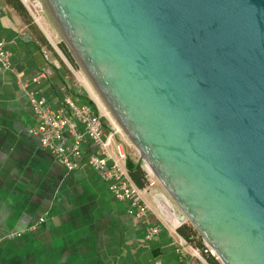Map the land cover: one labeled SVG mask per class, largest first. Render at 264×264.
Masks as SVG:
<instances>
[{
	"label": "water",
	"instance_id": "obj_1",
	"mask_svg": "<svg viewBox=\"0 0 264 264\" xmlns=\"http://www.w3.org/2000/svg\"><path fill=\"white\" fill-rule=\"evenodd\" d=\"M219 264H264V0H46Z\"/></svg>",
	"mask_w": 264,
	"mask_h": 264
},
{
	"label": "crops",
	"instance_id": "obj_2",
	"mask_svg": "<svg viewBox=\"0 0 264 264\" xmlns=\"http://www.w3.org/2000/svg\"><path fill=\"white\" fill-rule=\"evenodd\" d=\"M39 35L23 0H0V40L7 42L14 65L0 67V264H153L157 259L219 264L190 222L172 229L161 197L181 212L162 184L142 192L148 211L138 215L132 200L115 197L91 165L68 170L43 148L32 131L38 118L21 79L54 108L68 92L79 95L57 69L49 79H32L46 63L48 45ZM85 147L87 161L94 147L90 140ZM136 162L130 156L127 168L142 188L143 168ZM153 226L159 232L148 238ZM13 232L20 235L9 237ZM194 247L203 258L191 254Z\"/></svg>",
	"mask_w": 264,
	"mask_h": 264
},
{
	"label": "built area",
	"instance_id": "obj_3",
	"mask_svg": "<svg viewBox=\"0 0 264 264\" xmlns=\"http://www.w3.org/2000/svg\"><path fill=\"white\" fill-rule=\"evenodd\" d=\"M43 53L46 63L32 76L35 82L51 78L54 70L60 67V64L50 56L47 49L44 48ZM0 67L6 70L14 68L12 53L5 40H0ZM20 76L22 77L23 74L21 73ZM21 83L38 118V123L32 131L39 135L43 148L52 153L68 170L81 168L84 163H88L97 171L100 178L108 183L109 189L115 197L132 200L137 214L145 215L148 205L143 199L142 192H150L160 181L139 150L130 152L128 141L124 135L125 131L120 123L113 117L107 118L108 129H106L104 126L106 118L100 113L95 103H79V98L70 94L65 95L62 105L54 108L48 103L45 96H37L34 91L27 90L25 88L26 80L21 79ZM87 140L92 142L94 148L85 161ZM130 156L134 157L145 171L146 181L142 188L134 184L129 175L127 162ZM161 198H163L159 203L161 211L162 213L165 211L167 218L172 220L170 225L176 232L181 225L188 222V219L178 206L181 215L171 202L164 197ZM40 220L44 221V218H40ZM159 228V226L150 228L147 237L150 238L158 233ZM16 235H20V233H10L9 237ZM192 250L193 256L203 258L198 248L194 247ZM205 251L210 252L208 247L205 248ZM153 264L163 263L157 259ZM176 264L190 263L180 259Z\"/></svg>",
	"mask_w": 264,
	"mask_h": 264
},
{
	"label": "rangeland",
	"instance_id": "obj_4",
	"mask_svg": "<svg viewBox=\"0 0 264 264\" xmlns=\"http://www.w3.org/2000/svg\"><path fill=\"white\" fill-rule=\"evenodd\" d=\"M23 1L31 14L32 25L38 34H40L39 36L44 37L45 42L48 45L46 48L49 51L50 56L60 64L59 68H61V71L65 76L64 78H66V87L72 91L73 94L77 93L79 95V103L88 102V98L93 100L100 113L105 116L106 119H104V126L108 129V124L106 123V120L108 121L107 118L113 117L116 121L117 119L95 85L92 83L69 40L60 29L48 3L46 0ZM95 96L98 97V99H96ZM124 135L128 141L130 152L133 150H139L126 132H124Z\"/></svg>",
	"mask_w": 264,
	"mask_h": 264
},
{
	"label": "trees",
	"instance_id": "obj_5",
	"mask_svg": "<svg viewBox=\"0 0 264 264\" xmlns=\"http://www.w3.org/2000/svg\"><path fill=\"white\" fill-rule=\"evenodd\" d=\"M19 5H21V3L19 2ZM42 39H43V41H45V39H44V37H42ZM57 69V68H56ZM57 73H58V75H59V78H62L63 79V82H66V79L64 78L65 76H64V73H62V71H61V68H58L57 69ZM88 102H90V103H92V104H94V102H93V100H91V99H89L88 98ZM137 163V169H141L142 167H141V164L139 163V162H136ZM141 167V168H140ZM143 170V169H142ZM143 178H144V181H146L145 180V171L143 170ZM145 184V183H144Z\"/></svg>",
	"mask_w": 264,
	"mask_h": 264
},
{
	"label": "bare ground",
	"instance_id": "obj_6",
	"mask_svg": "<svg viewBox=\"0 0 264 264\" xmlns=\"http://www.w3.org/2000/svg\"><path fill=\"white\" fill-rule=\"evenodd\" d=\"M96 97V96H95ZM96 99H98V97H96Z\"/></svg>",
	"mask_w": 264,
	"mask_h": 264
}]
</instances>
